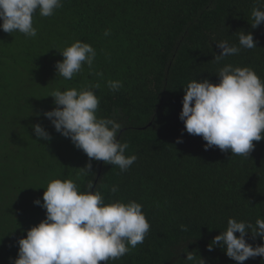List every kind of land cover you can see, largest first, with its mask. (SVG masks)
I'll use <instances>...</instances> for the list:
<instances>
[{
  "label": "trees",
  "instance_id": "obj_1",
  "mask_svg": "<svg viewBox=\"0 0 264 264\" xmlns=\"http://www.w3.org/2000/svg\"><path fill=\"white\" fill-rule=\"evenodd\" d=\"M254 7H261L257 0H63L50 17L34 14L36 37L0 29V264H13L17 241L46 218L34 201L43 203L54 179H71L81 191L91 180L105 203L142 205L150 224L144 242L108 264H185L186 250L205 264H237L221 247L207 246L229 218L264 219V139L253 142L248 158L205 150L206 141L188 134L179 114L183 87L193 79L219 83L215 73L225 63L249 67L264 80V22L251 27ZM240 31L251 32L257 47L214 63L221 51L215 42L238 45ZM77 40L95 49L93 69L103 77L86 64L71 80L56 76L61 51ZM108 80L123 87L113 92ZM97 83V115L121 123L117 138L129 143L125 155H137L127 171L90 160L43 115L56 107L48 96L54 89ZM35 124L51 139H38ZM245 239L264 244L251 232ZM243 264H264V257Z\"/></svg>",
  "mask_w": 264,
  "mask_h": 264
},
{
  "label": "clouds",
  "instance_id": "obj_2",
  "mask_svg": "<svg viewBox=\"0 0 264 264\" xmlns=\"http://www.w3.org/2000/svg\"><path fill=\"white\" fill-rule=\"evenodd\" d=\"M257 3L261 7H254L251 12L253 29L264 22V0ZM61 7L63 0H0V29L8 34L19 32L25 37H36L34 14L38 11L41 17H50ZM110 33L111 30L106 29L104 35ZM215 43L221 50L214 55L216 64L238 55L242 49L257 47L253 34L245 31L238 33V45L226 39ZM61 53L63 60L56 63V76L71 80L86 64L96 76L103 77L102 72L93 69L97 53L90 44L77 40ZM215 74L219 83L207 78L193 79L183 87L179 119L188 134L201 136L206 141L205 150L215 146L222 152L231 151L232 156L248 158L255 147L253 142L264 139V80L253 69L234 67L231 63H225ZM107 87L115 92L123 84L119 80H108ZM98 88L97 83L79 90L54 89L48 96L53 98L56 107L43 115L56 132L70 138L90 160L127 171L136 162L137 155H125L129 143L117 138L121 123L97 115L100 100L94 89ZM33 130L38 139H51L41 124L33 125ZM176 142L183 141L178 138ZM91 167L88 163L82 170L90 173ZM91 189V180L84 191L71 179L50 181L43 193V203L40 199L34 201L46 210V218L17 241L18 255L13 264H100L101 261L108 264L142 244L150 230L142 205L134 200L105 203L101 191L96 186L95 191ZM111 191L115 193L118 188L113 186ZM180 228L188 230L185 225ZM249 232L253 239L259 236L264 240V219L258 218L252 224L229 218L226 230L213 238L208 250L219 246L237 264L249 258L264 257V244L253 247L246 241ZM184 252L185 264H205L197 253Z\"/></svg>",
  "mask_w": 264,
  "mask_h": 264
}]
</instances>
